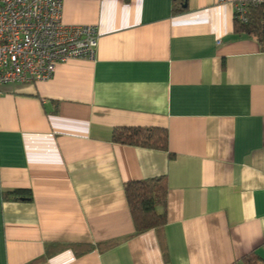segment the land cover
<instances>
[{"label": "crops", "instance_id": "crops-1", "mask_svg": "<svg viewBox=\"0 0 264 264\" xmlns=\"http://www.w3.org/2000/svg\"><path fill=\"white\" fill-rule=\"evenodd\" d=\"M237 1L63 0L96 59L0 86V264H264V51ZM118 127L164 128L168 151ZM154 177L166 223L134 235L124 185Z\"/></svg>", "mask_w": 264, "mask_h": 264}, {"label": "built area", "instance_id": "built-area-1", "mask_svg": "<svg viewBox=\"0 0 264 264\" xmlns=\"http://www.w3.org/2000/svg\"><path fill=\"white\" fill-rule=\"evenodd\" d=\"M63 0H0V86L49 80L71 60L95 61L94 25L62 22ZM264 0L235 2V19L246 20L249 6Z\"/></svg>", "mask_w": 264, "mask_h": 264}, {"label": "trees", "instance_id": "trees-1", "mask_svg": "<svg viewBox=\"0 0 264 264\" xmlns=\"http://www.w3.org/2000/svg\"><path fill=\"white\" fill-rule=\"evenodd\" d=\"M234 33L255 40L264 51V3L249 6L245 21L234 19ZM114 143L168 151L167 130L159 127H118L112 132ZM125 197L134 226V235L149 230L160 233L166 223L167 184L164 177H154L128 182L124 185ZM3 200L31 199V192L16 190L4 193ZM103 244L100 249L111 247ZM55 253L47 248L45 256L29 264H38ZM261 258L254 252L244 257L239 264H257Z\"/></svg>", "mask_w": 264, "mask_h": 264}, {"label": "water", "instance_id": "water-1", "mask_svg": "<svg viewBox=\"0 0 264 264\" xmlns=\"http://www.w3.org/2000/svg\"><path fill=\"white\" fill-rule=\"evenodd\" d=\"M184 6H185V4H184Z\"/></svg>", "mask_w": 264, "mask_h": 264}]
</instances>
